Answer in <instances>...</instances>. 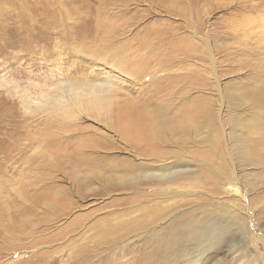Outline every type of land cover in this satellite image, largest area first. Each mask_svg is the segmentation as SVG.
<instances>
[{"label":"rangeland","instance_id":"rangeland-1","mask_svg":"<svg viewBox=\"0 0 264 264\" xmlns=\"http://www.w3.org/2000/svg\"><path fill=\"white\" fill-rule=\"evenodd\" d=\"M83 19L88 45L141 60L121 88L164 118L163 154L117 143L109 171L57 192L32 140L62 120L29 107L80 63ZM0 264H264V0H0Z\"/></svg>","mask_w":264,"mask_h":264},{"label":"bare ground","instance_id":"bare-ground-1","mask_svg":"<svg viewBox=\"0 0 264 264\" xmlns=\"http://www.w3.org/2000/svg\"><path fill=\"white\" fill-rule=\"evenodd\" d=\"M81 21V23L77 21L75 24L78 25V28L80 27L78 35L82 42L79 43L80 46L68 50L72 58H80V63L78 62L79 64L73 69H67L68 74L62 68L63 75H65L64 72L67 75L56 85L52 94L50 92L51 95L43 96V101L33 103L34 107L32 105L29 107L35 112L46 114L48 118L58 116L62 120L58 124L56 123L58 128L55 124L54 130H51L49 122L48 125H45L47 126L45 131L40 132L41 138L38 136L39 138L34 137L32 140L34 152L41 153V155L38 154L40 159L39 161H37L38 158L35 160V165L41 163L38 167L44 168L48 172L45 178L47 189L57 192L62 191V188L57 186L58 182H62L60 180L80 182L82 181L80 178L83 177L80 172L84 170L94 171L93 177L95 175L102 176L101 169L104 172L109 171L111 169L109 166H112L114 162L111 159V164L109 156L114 150H118L119 144L117 143H120L123 148H130L135 160L141 158L146 161H158L163 154L160 151V141L162 137L161 125L164 118L153 115V108H151L153 105L148 103L151 102L150 100L136 105L134 101L136 98H130L129 95L122 92L121 88L127 82L140 81L146 77H143L142 71L137 68L141 64V60L128 58L129 46L125 47L123 51H119L118 47L113 48V51L111 48L107 51V48L100 49L88 45V39L94 33L99 32L100 28L93 27L91 20L83 19ZM46 22L50 23L51 19H46ZM147 35L153 37L156 46L147 44L144 42L145 39L142 40L139 48H147L151 50V53H154L161 48L160 44L164 45L161 41L163 33L151 30ZM76 40L78 39L76 38ZM172 42L173 39L168 46ZM90 44L92 45V41ZM85 62L89 63L85 64ZM101 66L105 68H101ZM195 113L196 110H194ZM188 115H191V112ZM181 116H185V113L178 117ZM81 118L88 121L90 118L102 120L110 129L106 128V125L101 123L100 125L104 126L106 131L114 134L117 140L115 141L116 137L113 140L105 132H99L91 126L82 127L77 123ZM56 129L60 130V134H57ZM123 161L116 163L119 165ZM167 175L161 174V176ZM159 176L153 177L158 178ZM87 177L89 176H86L85 179ZM110 179L117 178L111 177ZM225 230V228L212 229L204 231L201 235H204L206 240L217 238L216 243H220L226 233Z\"/></svg>","mask_w":264,"mask_h":264}]
</instances>
